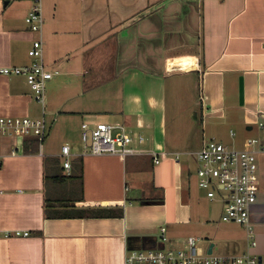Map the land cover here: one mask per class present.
Here are the masks:
<instances>
[{"label": "crops", "instance_id": "0c3cea01", "mask_svg": "<svg viewBox=\"0 0 264 264\" xmlns=\"http://www.w3.org/2000/svg\"><path fill=\"white\" fill-rule=\"evenodd\" d=\"M32 5L0 0V69L30 65L41 36L58 72L46 85L49 131L73 141L84 122L121 123L145 138L143 149L180 158L155 165L149 154L83 147L72 149L67 175L69 142L48 145V131L27 153L35 137H0V264H125L131 251L178 248L189 237L205 254L250 251L264 264V155L251 250L245 229L223 222L222 202L198 187L195 160L204 140L240 150L251 138L264 143V0H43L41 35L25 23ZM0 117H43L24 77L0 74ZM117 206L121 218L71 217Z\"/></svg>", "mask_w": 264, "mask_h": 264}, {"label": "built area", "instance_id": "2783aa9c", "mask_svg": "<svg viewBox=\"0 0 264 264\" xmlns=\"http://www.w3.org/2000/svg\"><path fill=\"white\" fill-rule=\"evenodd\" d=\"M33 5L25 19L30 31L41 35L44 26L43 0H32ZM32 63L23 67H4V76H22L34 92V100L43 107L41 119L0 117V136L35 137L42 145L48 135L44 118L46 110V85L58 72L51 71L44 58V43L41 36L32 42L28 52ZM262 126V125H261ZM83 147L93 155H114L122 159L129 156L149 154L155 165L172 159L178 161L179 154L157 153L142 148L145 138L133 136L121 124L89 123L81 126ZM231 135L234 136L233 133ZM247 149L231 148L215 139L204 140L201 150L195 155L198 187L214 201L223 204L222 221L235 223L246 231L249 250L257 247L256 234L250 221V209L258 199V162L257 155H264V143L256 138L247 140ZM72 148L62 147L63 169L70 175L72 168ZM163 233L166 229L164 228ZM15 236L28 237L29 232L16 231ZM202 240L189 237L178 248L138 250L127 254L125 264H261L259 257L247 251L235 256H215L203 252ZM162 242H167L166 237Z\"/></svg>", "mask_w": 264, "mask_h": 264}, {"label": "trees", "instance_id": "16d2710c", "mask_svg": "<svg viewBox=\"0 0 264 264\" xmlns=\"http://www.w3.org/2000/svg\"><path fill=\"white\" fill-rule=\"evenodd\" d=\"M38 146V140L31 141V142H25L24 143V151L29 153L28 149L29 146ZM46 217L51 218L52 215L49 211V206H46ZM73 213L71 217H78V218H107V217H117L121 218L124 215L122 207H88V208H82V209H72ZM67 216V215H66Z\"/></svg>", "mask_w": 264, "mask_h": 264}, {"label": "rangeland", "instance_id": "374dc122", "mask_svg": "<svg viewBox=\"0 0 264 264\" xmlns=\"http://www.w3.org/2000/svg\"><path fill=\"white\" fill-rule=\"evenodd\" d=\"M56 78V77H54ZM47 95H48V91L46 92V98H47ZM97 123H100V122H97ZM49 126H50V123H48ZM109 124H121V123H109ZM121 125H124V124H121ZM125 126V125H124ZM57 127V126H56ZM126 127V126H125ZM127 131H130L128 127H126ZM50 129H48L49 131ZM133 136L137 137L138 136V133L134 132L132 133ZM2 137V136H0ZM69 142L70 143V146L71 148L73 149V151L75 150L76 152H79L80 149L83 148V144H82V140H81V131L78 132V131H75V134L73 135V141L72 139H70V136H65V134L61 133L57 128L55 129V126L53 127V130L49 131V140L47 142V144H52V146L54 148H60V146H62L63 144ZM225 144V143H224ZM74 151V152H75ZM198 183V181H197ZM201 190V189H200ZM202 192L204 193V191L202 190ZM233 226H235V223L231 224ZM206 246L208 245H203V247L205 248Z\"/></svg>", "mask_w": 264, "mask_h": 264}, {"label": "water", "instance_id": "95a60500", "mask_svg": "<svg viewBox=\"0 0 264 264\" xmlns=\"http://www.w3.org/2000/svg\"><path fill=\"white\" fill-rule=\"evenodd\" d=\"M159 249H163V248H159ZM212 252V249L209 251V253H211ZM259 260H260V263H262V257L261 256H259Z\"/></svg>", "mask_w": 264, "mask_h": 264}, {"label": "bare ground", "instance_id": "6f19581e", "mask_svg": "<svg viewBox=\"0 0 264 264\" xmlns=\"http://www.w3.org/2000/svg\"><path fill=\"white\" fill-rule=\"evenodd\" d=\"M174 66H171V67H169L170 69H172ZM182 68H184V67H182Z\"/></svg>", "mask_w": 264, "mask_h": 264}]
</instances>
